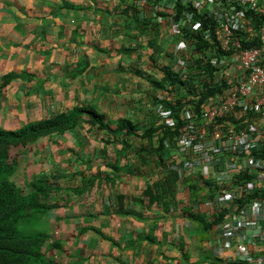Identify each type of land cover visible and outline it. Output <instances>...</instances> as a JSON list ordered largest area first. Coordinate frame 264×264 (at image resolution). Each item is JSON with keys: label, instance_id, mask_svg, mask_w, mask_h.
<instances>
[{"label": "crops", "instance_id": "crops-1", "mask_svg": "<svg viewBox=\"0 0 264 264\" xmlns=\"http://www.w3.org/2000/svg\"><path fill=\"white\" fill-rule=\"evenodd\" d=\"M151 6L147 0H0V127L20 129L86 106L112 129L125 118L147 123L155 94L150 80L161 77L150 55L171 52L179 41ZM8 73L22 76L1 87ZM87 120L84 113L75 129L14 152L15 182L61 177L46 201L51 207L38 215L49 234L42 264L243 261L239 236L220 235L233 226L231 217L212 230L194 217L208 218L212 210L192 199L193 176L178 181L171 202L140 197L148 178L129 174L117 140ZM81 179L94 184L79 190ZM247 246L256 258L245 264H264L257 258L262 244L247 239Z\"/></svg>", "mask_w": 264, "mask_h": 264}, {"label": "trees", "instance_id": "trees-1", "mask_svg": "<svg viewBox=\"0 0 264 264\" xmlns=\"http://www.w3.org/2000/svg\"><path fill=\"white\" fill-rule=\"evenodd\" d=\"M152 5H158L162 10L157 16L166 19L168 24H177V37L187 43L185 57L189 63V70L183 74L174 68V55L172 52H153L150 55L155 72H160L161 77L151 79V88L155 94L150 95L152 109L148 110L150 120L134 122L125 118L112 129L103 123V115L93 107H77L73 113H63L55 118H46L36 123L28 124L18 130H6L0 127V264H42V247L48 240L44 232L24 233L19 229L22 222H31L39 214L46 212L51 206L46 202L49 195L59 186L60 176L53 174L50 178H43L25 187H19L13 180L18 169L15 151L27 148L39 138L53 136L73 130L83 122V114H87L90 123H97L98 129L109 132L120 146L122 156L127 160L128 173L147 177L146 186L141 190L140 197H147L151 202H171L176 197V186L179 173L174 165H180L183 157L175 149L176 138L181 134L184 125L183 118L186 111L198 117L203 105L210 97L224 95L228 86L226 81H217L218 68L214 67L210 58L219 57L221 51L213 37L217 24L216 14L207 8L204 0H147ZM199 4L207 8L199 9ZM218 8H226L231 0H217ZM243 11L246 26L249 30L240 33L241 43L244 48H263L258 30L264 25V14L249 7L237 6ZM136 14H139L136 10ZM137 20L141 21L137 15ZM210 38L206 37V33ZM169 58L170 61L166 63ZM172 60V61H171ZM17 73H8L3 76L1 87L11 83L13 79L21 77ZM160 104V108L155 106ZM236 127H243L241 118H228ZM264 157V151L262 154ZM119 169L117 166H112ZM155 171L159 176L156 178ZM252 175L244 173L241 179L248 180ZM151 178L153 180H151ZM73 180V179H68ZM94 179H81L80 187L90 188ZM74 185V184H73ZM204 181L200 176H193L188 187L192 199L199 204H207L212 198V189L208 185V196L204 192ZM76 188V185H74ZM120 195H116L120 202ZM254 197H264V190H257L245 197L246 201ZM128 196L123 195L126 200ZM244 198H239L243 202ZM141 200V199H139ZM228 209H218L210 217L203 218L200 214L194 215L201 218L207 230H212L220 225ZM192 214V213H191ZM247 261V260H246ZM246 261H234L228 264H245Z\"/></svg>", "mask_w": 264, "mask_h": 264}, {"label": "built area", "instance_id": "built-area-1", "mask_svg": "<svg viewBox=\"0 0 264 264\" xmlns=\"http://www.w3.org/2000/svg\"><path fill=\"white\" fill-rule=\"evenodd\" d=\"M216 1H203L216 14L213 37L221 51V55L212 56L210 62L218 68L216 80L226 81L228 86L222 97L208 99L198 117L186 111L181 134L174 143L183 161L173 167L178 170L180 179L198 175L210 186L212 209H228L224 218L229 216L233 220L232 227L219 229L220 235L236 233L243 242L239 245L240 255L250 260L255 256L247 246V239L264 247V197L245 200L247 194L264 190V49L243 47L239 32L249 28L243 11L237 6L264 14V0H231L226 8H218ZM198 5L201 11L207 9L203 3ZM151 7L154 15L162 10L158 5ZM172 28L178 33L177 24H172ZM258 36L264 43V25L258 30ZM206 37L210 38L208 32ZM186 51L187 43L182 39L173 44L171 51L174 68L178 67L183 74L189 70ZM160 107L158 104L157 109ZM241 117L243 127H236L237 123L227 120ZM244 173L252 177L243 180ZM239 198H244L243 202L240 203ZM247 230L252 231L250 236ZM257 258L264 262V250Z\"/></svg>", "mask_w": 264, "mask_h": 264}, {"label": "rangeland", "instance_id": "rangeland-1", "mask_svg": "<svg viewBox=\"0 0 264 264\" xmlns=\"http://www.w3.org/2000/svg\"><path fill=\"white\" fill-rule=\"evenodd\" d=\"M178 40H180V38ZM174 43H176V40ZM175 70L176 72H180L178 67H176ZM16 179L18 180L17 182L19 187H25L24 183L22 182L23 181L22 179L21 181H19L20 180L19 177H17ZM39 217H37V219L32 220L31 222H22L21 224H19L20 225L19 229L21 230V232L30 233V232L44 231L45 223L43 221L41 222Z\"/></svg>", "mask_w": 264, "mask_h": 264}, {"label": "clouds", "instance_id": "clouds-1", "mask_svg": "<svg viewBox=\"0 0 264 264\" xmlns=\"http://www.w3.org/2000/svg\"><path fill=\"white\" fill-rule=\"evenodd\" d=\"M157 106H158V104H157L155 107L157 108ZM1 128H2V127H1ZM3 129H4V128H3ZM6 130H11V129H6ZM13 130H18V129H13ZM39 139H40V138H39ZM35 142H36V141H35ZM177 171H178V170H177ZM14 176H15V175H14ZM182 179H183V178H182ZM13 180H14V177H13ZM31 180H32V179H31ZM39 180H40V179H39ZM179 180H181L180 177H179ZM14 181H15V180H14ZM22 182L24 183V185H26V183L30 185V184H32L34 181H32V182H30V181L27 182L26 180H24V181H22ZM15 183L18 184L17 181H16ZM212 195H213V192H212ZM210 202H211V198H209V201H208V205H209V206H210ZM210 207H211V206H210ZM211 210H212L211 212H212L213 214L217 212V209H216V210H213L212 207H211ZM212 213H211V214H212ZM225 215H226V214H225ZM225 215H224V216H225ZM219 226H220V225H218L217 227H219ZM38 232H44V233H47V232H45V231H38ZM47 234H48V233H47ZM48 239H49V234H48ZM47 241H48V240H47ZM47 241H46V242H47ZM44 245H45V244H44ZM44 245H43V246H44ZM222 245H223V244H222ZM42 248H43V247H42ZM243 261H246V260L243 259ZM247 261H248V260H247Z\"/></svg>", "mask_w": 264, "mask_h": 264}]
</instances>
